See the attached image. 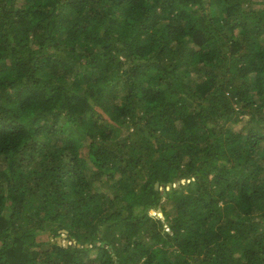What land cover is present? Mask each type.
Wrapping results in <instances>:
<instances>
[{
	"label": "trees",
	"instance_id": "16d2710c",
	"mask_svg": "<svg viewBox=\"0 0 264 264\" xmlns=\"http://www.w3.org/2000/svg\"><path fill=\"white\" fill-rule=\"evenodd\" d=\"M0 264H264V0H0Z\"/></svg>",
	"mask_w": 264,
	"mask_h": 264
},
{
	"label": "water",
	"instance_id": "95a60500",
	"mask_svg": "<svg viewBox=\"0 0 264 264\" xmlns=\"http://www.w3.org/2000/svg\"><path fill=\"white\" fill-rule=\"evenodd\" d=\"M180 182H181V181H177V182H175L174 184H173L172 182H169V183H168V187H172V186L176 187L177 185H179ZM165 187H166V185H165L164 183H162L161 185H160L159 182H156V183H155V188H156V189H160L162 192L165 191ZM62 231L64 232V233H63V236H67V235H68V231H67L66 229H63ZM57 242H58L59 244H63V245H65V246H67V245L69 244L68 239H65V240L63 241V240L61 239V237H58V238H57Z\"/></svg>",
	"mask_w": 264,
	"mask_h": 264
},
{
	"label": "rangeland",
	"instance_id": "374dc122",
	"mask_svg": "<svg viewBox=\"0 0 264 264\" xmlns=\"http://www.w3.org/2000/svg\"><path fill=\"white\" fill-rule=\"evenodd\" d=\"M192 180H193V178H192ZM188 182V180L187 181H181V183H187ZM178 186V185H177ZM171 187H168V189H170ZM61 232H62V235L60 236L61 237V239L64 241L65 239H68V241H69V238L67 237V236H63V231L61 230Z\"/></svg>",
	"mask_w": 264,
	"mask_h": 264
},
{
	"label": "clouds",
	"instance_id": "9594fccd",
	"mask_svg": "<svg viewBox=\"0 0 264 264\" xmlns=\"http://www.w3.org/2000/svg\"><path fill=\"white\" fill-rule=\"evenodd\" d=\"M168 189V185L165 187V190Z\"/></svg>",
	"mask_w": 264,
	"mask_h": 264
}]
</instances>
